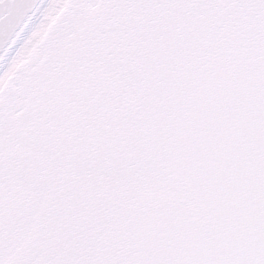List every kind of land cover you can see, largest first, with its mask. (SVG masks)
Segmentation results:
<instances>
[{"label": "snow or ice", "instance_id": "snow-or-ice-1", "mask_svg": "<svg viewBox=\"0 0 264 264\" xmlns=\"http://www.w3.org/2000/svg\"><path fill=\"white\" fill-rule=\"evenodd\" d=\"M0 264H264V0H0Z\"/></svg>", "mask_w": 264, "mask_h": 264}]
</instances>
